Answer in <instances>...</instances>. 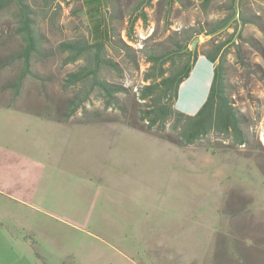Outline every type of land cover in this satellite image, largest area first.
I'll list each match as a JSON object with an SVG mask.
<instances>
[{
    "label": "rangeland",
    "instance_id": "1",
    "mask_svg": "<svg viewBox=\"0 0 264 264\" xmlns=\"http://www.w3.org/2000/svg\"><path fill=\"white\" fill-rule=\"evenodd\" d=\"M26 2L44 56H32L31 74L15 90L18 9L2 10L0 153L3 175L16 179L23 196L7 207L21 209L23 225L37 230L24 226L23 234L36 237L38 247L33 253L25 245L7 248L6 258L13 264L129 258L150 264L159 246L156 264H264V3L109 0L104 54L115 68L101 75L122 87L117 97L125 116L93 92L67 118L68 102L85 88L67 86L64 78L83 60L65 64L67 53L57 45L80 37L93 42L90 17L80 0ZM233 11L239 14L230 19ZM221 20L227 27L196 35L197 46L211 53L224 43L226 88L245 117L246 143L212 135L176 146L126 126L140 123L136 93L145 84L148 55L167 51L184 28L196 34ZM199 64L180 85L174 110L194 115L204 102L211 71L209 62L207 69ZM94 115L107 122L86 124Z\"/></svg>",
    "mask_w": 264,
    "mask_h": 264
},
{
    "label": "trees",
    "instance_id": "2",
    "mask_svg": "<svg viewBox=\"0 0 264 264\" xmlns=\"http://www.w3.org/2000/svg\"><path fill=\"white\" fill-rule=\"evenodd\" d=\"M41 1L45 6H51L56 4L57 0ZM80 3L86 15L90 17L89 34L94 41L80 37L62 41L57 45L60 52L67 53L65 64L83 60L80 68L68 73L64 78L67 86L80 83L85 88L68 102L66 116H73L77 108L88 102L90 94L96 92L106 100L108 106L118 108L124 118L125 108L117 97L123 92L122 87L108 83L101 75L102 70L115 68L114 62L104 54V39L109 31L103 12H106L109 0H80ZM11 4L16 5L18 9V34L22 41V47L14 54V59L21 62L20 74L12 83V87L18 90L24 78L31 74L32 56L44 54L32 17V7L26 0H0V12ZM236 14L239 12L233 11L230 19ZM240 20L245 22L242 17ZM227 25L228 20H221L208 31L196 34L191 28H184L167 51L148 55L149 67L142 79L145 84L136 93L137 100L140 101V123L131 124L130 121H125L124 124L176 146L192 145L212 135L235 146L244 145L247 140L241 126L245 117L234 105L226 88V55L222 53L224 43L219 44L211 53L199 49L198 46L195 50L189 48L196 35L212 36ZM109 40L112 41L111 38ZM199 56H203L212 64V78L204 102L194 115H188L174 110L173 104L178 99L180 85L188 78ZM101 122L107 121L99 115H94L86 124Z\"/></svg>",
    "mask_w": 264,
    "mask_h": 264
},
{
    "label": "crops",
    "instance_id": "3",
    "mask_svg": "<svg viewBox=\"0 0 264 264\" xmlns=\"http://www.w3.org/2000/svg\"><path fill=\"white\" fill-rule=\"evenodd\" d=\"M253 1L264 3V0H253ZM207 62L208 61L203 56H199L196 61V63H200L199 66L204 69L208 68ZM196 63L194 64L190 74L192 73L194 67L196 66ZM209 70L211 71V78H212V64L210 62H209ZM210 82L211 81H208L207 85L210 86ZM5 163H6V157L5 156L3 157V155L0 153V264H13V262L16 260L6 258L7 248L11 250H13V248L21 249V247L25 245L24 247L29 249L30 252L33 253V250L35 251L36 250L35 248L38 247L37 246L38 242L36 237H33L32 234H27V233L25 235L23 234L24 226H27V230L29 232H32L33 230L35 231L37 230L33 228L31 224L23 225L21 209H17V207L15 206L9 208L7 207L8 202L17 203L18 201H22L23 196L22 193H20L19 186H17L16 179L7 177L5 174L3 175L4 170L1 166ZM156 248L159 250L158 255L157 256L154 255L151 257L150 264H156L154 259L161 256V251L159 246H157ZM126 262L127 264L140 263L135 259H130V258L126 259ZM126 262L121 263L110 259L107 261V263L109 264H116V263L126 264ZM68 263L77 264V263H84V261L82 260L68 261Z\"/></svg>",
    "mask_w": 264,
    "mask_h": 264
},
{
    "label": "water",
    "instance_id": "4",
    "mask_svg": "<svg viewBox=\"0 0 264 264\" xmlns=\"http://www.w3.org/2000/svg\"><path fill=\"white\" fill-rule=\"evenodd\" d=\"M198 42H199V37L196 36L190 43V46H189L190 50H195Z\"/></svg>",
    "mask_w": 264,
    "mask_h": 264
}]
</instances>
